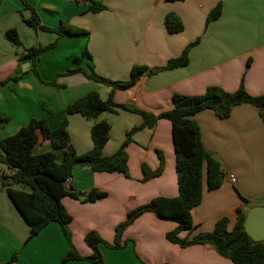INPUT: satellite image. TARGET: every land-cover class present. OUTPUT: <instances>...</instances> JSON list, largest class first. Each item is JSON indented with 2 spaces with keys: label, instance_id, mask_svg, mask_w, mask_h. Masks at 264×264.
<instances>
[{
  "label": "crops",
  "instance_id": "obj_1",
  "mask_svg": "<svg viewBox=\"0 0 264 264\" xmlns=\"http://www.w3.org/2000/svg\"><path fill=\"white\" fill-rule=\"evenodd\" d=\"M92 1L107 9L92 13L86 0H0V140L17 133L31 119H44L56 129L67 115V107L91 91H97L103 100L109 98V86L83 73L69 75V70L81 68L113 81H126L134 66L164 67L181 56L188 44L198 43L185 67L145 75L133 88L117 91L115 102L129 110L121 107L117 113L103 112L91 118L68 115L69 135L78 154L92 149L91 128L96 122L111 125L103 150L106 157L118 151L132 129L139 128L127 147L129 176L97 173L78 165L68 180L67 186L76 193L87 194L93 189L107 193L96 202L62 199L72 217L73 244L84 257L92 253L85 242L89 232L96 231L113 243L117 226L131 210L156 197L179 195L171 122L160 119L152 128L143 127L142 116L134 110L159 115L173 108L175 94L201 96L209 87L234 92L242 81L250 95L264 96V0ZM25 2L35 10L42 26L57 29L67 23L88 32L60 37L58 46L39 58L37 70L42 81H55L56 86L39 82L32 60L20 61L26 50L50 45L58 38L53 32L35 31L24 22L32 15ZM218 4L222 5L221 16L207 24L208 14ZM169 13L182 19L184 31L168 32L165 17ZM11 29L17 30L21 46L6 39ZM15 78L19 80L15 82ZM40 100L47 102L52 114L43 110ZM193 119L205 149L221 163L225 176L220 188L209 191L205 172L203 200L192 211L198 227L190 238L212 232L224 216L230 218L231 229L238 209L246 212L253 206H264V122L259 113L243 104L225 119L212 110ZM47 152L56 153L57 161H62L63 151H55L48 141L33 149L35 155ZM160 155L165 160L163 173L142 182L143 166L155 171ZM11 174L0 163V264H61L70 246L60 225L50 223L28 239L30 227L2 186V177ZM230 175L235 176V183L229 180ZM176 228L175 222L145 213L125 230L122 249L101 245L103 264H234L210 245L182 248L170 242L167 234ZM14 255L17 258L11 262ZM68 264L94 263L76 260Z\"/></svg>",
  "mask_w": 264,
  "mask_h": 264
},
{
  "label": "trees",
  "instance_id": "obj_2",
  "mask_svg": "<svg viewBox=\"0 0 264 264\" xmlns=\"http://www.w3.org/2000/svg\"><path fill=\"white\" fill-rule=\"evenodd\" d=\"M86 1L88 11L92 13H100L107 9L100 2ZM25 5L32 12L29 19H24L29 27L35 31H48L58 35L52 44L28 49L20 57V61L28 59L33 61L32 69L39 77L37 63L42 53L55 48L59 38L64 35H87L88 32L67 23H63L57 29L42 26L35 10L27 2ZM221 14L222 5L218 4L208 14L207 24L218 19ZM165 26L168 32L173 34L184 31L183 21L175 13L166 15ZM6 39L16 46L22 45L21 38L15 29L6 32ZM197 43L198 40L188 44L181 56L169 60L164 67L150 69L147 66H134L130 78L126 81H111L94 71L87 73L81 68L69 70L67 72L69 75L83 73L89 79L107 84L111 88L109 98L103 100L97 91H91L67 107V115L56 129H52L44 119H31L17 133L0 140V163L12 172L11 175L2 177V186L30 227L28 239L38 235L50 223H58L70 246V251L62 259L61 264L76 260H89L94 264H103L101 245L115 250L122 249L126 244V242L122 244L125 230L145 213H152L161 220L175 222L177 228L167 234V239L182 248L198 244L210 245L234 264H264V242H254L246 233L244 227L246 212L241 209L237 210L236 221L231 229L229 228L230 218L224 216L216 222L212 232L198 233L192 238L189 237L198 227L194 222L192 211L202 203L205 172L209 191L220 188L225 176L221 163L205 149L199 125L193 117L202 111L212 110L218 117L225 119L232 114L236 106L246 104L254 108L264 122V96L250 95L243 81L234 92H227L219 87H209L201 96L175 94L173 108L159 115L134 110L142 116L143 127L152 128L160 119H167L171 122L179 195L172 198L156 197L131 210L126 220L117 226L113 243L107 242L96 231L89 232L85 236V242L92 251L88 257L81 256L73 244L70 230L72 217L65 209L62 199L71 197L88 203L96 202L107 196L106 192L97 189L87 194H79L70 190L67 183L74 168L83 165L97 173H121L129 176L127 147L139 128L132 129L118 151L106 157L103 155V150L110 138L111 125L106 121L96 122L91 128L92 149L87 153L78 154L69 135L68 115L80 114L91 118L103 112L117 113V109L121 107L129 110L130 108L115 102L117 91L133 88L145 75L151 76L160 71L185 67L189 63V53ZM18 80L19 78H15L14 81ZM41 83L50 86L57 85L55 81L51 83L41 81ZM40 105L43 110L50 114L53 113L46 101L40 100ZM42 141H48L55 151H63L61 162L57 161V155L54 152L33 154L34 147ZM160 159V165L155 171L149 169L147 165L143 166L142 182L161 176L165 160L162 155ZM18 186L28 188L29 191L19 190L16 188ZM184 232L187 236L182 238L180 235ZM16 258L17 255L12 256L11 262H14Z\"/></svg>",
  "mask_w": 264,
  "mask_h": 264
},
{
  "label": "water",
  "instance_id": "obj_3",
  "mask_svg": "<svg viewBox=\"0 0 264 264\" xmlns=\"http://www.w3.org/2000/svg\"><path fill=\"white\" fill-rule=\"evenodd\" d=\"M244 227L254 242H264V206L247 209Z\"/></svg>",
  "mask_w": 264,
  "mask_h": 264
},
{
  "label": "rangeland",
  "instance_id": "obj_4",
  "mask_svg": "<svg viewBox=\"0 0 264 264\" xmlns=\"http://www.w3.org/2000/svg\"><path fill=\"white\" fill-rule=\"evenodd\" d=\"M57 35V34H56ZM57 37H58V35H57ZM57 46H58V44H57ZM56 46V47H57ZM59 48V52H62L63 51V45L62 46H60V47H58ZM43 54V53H42ZM41 54V55H42ZM41 55L39 56V58H41ZM59 62L60 61H62L63 59H61V58H58L57 59ZM91 71V70H90ZM33 73H34V71H33ZM35 74V73H34ZM35 76L38 78V80H39V82H41L42 81V78H41V75H40V73H39V77L35 74ZM100 76H102V75H100ZM103 78H105V79H108V80H111V79H109V78H107L106 76H102ZM88 78V77H87ZM95 81V80H94ZM111 81H113V80H111ZM96 82H98V81H96ZM99 84H101L102 86H108L107 84H105V83H102V82H98ZM43 84V83H42Z\"/></svg>",
  "mask_w": 264,
  "mask_h": 264
},
{
  "label": "built area",
  "instance_id": "obj_5",
  "mask_svg": "<svg viewBox=\"0 0 264 264\" xmlns=\"http://www.w3.org/2000/svg\"><path fill=\"white\" fill-rule=\"evenodd\" d=\"M229 180H230L232 183H235V181H236L235 176H234V175H230V176H229Z\"/></svg>",
  "mask_w": 264,
  "mask_h": 264
}]
</instances>
